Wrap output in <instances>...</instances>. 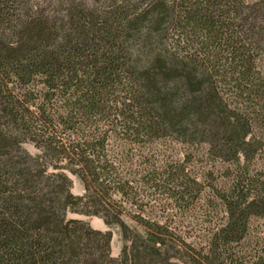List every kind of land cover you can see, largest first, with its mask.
I'll return each instance as SVG.
<instances>
[{
  "label": "rangeland",
  "instance_id": "obj_1",
  "mask_svg": "<svg viewBox=\"0 0 264 264\" xmlns=\"http://www.w3.org/2000/svg\"><path fill=\"white\" fill-rule=\"evenodd\" d=\"M158 1L165 8L166 20L163 29L151 32L149 21L140 24L132 16L144 13L146 6L138 0H132L123 12L116 8L122 0H0V12H47L55 31L43 36L40 48L48 52L59 47L66 54L73 43L89 44V35L80 25L93 21L102 27H88L89 33L102 36L122 31L125 35L112 40L130 55L126 69H149L153 56L160 54L167 64L172 61L181 70L185 65L198 67L206 78L198 87L192 81L197 74L163 77L158 73L160 92L156 93L151 79L148 86L124 69L126 74L117 72L103 87L98 81L93 93L83 90L86 100L99 99L106 108L78 111L85 120L63 122L52 117L57 116L59 106L66 110L79 100L82 89L78 84L61 87L43 74L30 75L24 84L15 73H0V109L5 122L0 124V182L15 190L0 194V207L10 218L20 219L12 208L17 213L26 205L38 208L44 204L61 213L64 224L79 223L83 229L101 232L102 249L82 253L77 264H264V214L250 217L249 234L240 238L238 247L231 245L222 251L214 247L218 232L214 230L229 224L216 189L228 186L246 169L264 177V0H230L237 10L220 15V20L245 25L231 30L210 24L176 28L181 14L177 1ZM157 13L161 10L147 20L153 21ZM122 20L128 22L121 25ZM6 36L15 50L22 48L18 39ZM235 39L249 50L252 74L261 83L257 94L247 91L243 72L222 67ZM33 49L23 47L21 52L31 54ZM11 106H16L15 113L23 119L11 123L7 114ZM175 113L180 119L172 118ZM151 115L157 123L151 122ZM23 128L32 132L22 135ZM233 132L240 133L235 137ZM12 135L17 136L18 147L8 149ZM251 142L255 147L250 159L242 145ZM50 147L62 153L53 162L46 151ZM181 171L200 185V195L187 210H180L158 189L162 181ZM54 184L62 189L50 190ZM103 187L109 190L101 191ZM98 196L111 206L104 201L100 205ZM92 197L95 204L88 203ZM145 222L161 227L170 222L172 237L163 234L154 239ZM150 249L159 254L156 262L150 261L155 256Z\"/></svg>",
  "mask_w": 264,
  "mask_h": 264
},
{
  "label": "trees",
  "instance_id": "obj_2",
  "mask_svg": "<svg viewBox=\"0 0 264 264\" xmlns=\"http://www.w3.org/2000/svg\"><path fill=\"white\" fill-rule=\"evenodd\" d=\"M122 1V4L116 6L118 12L129 9V4L132 0ZM176 1L177 7L180 9L179 12L181 13L180 17L176 18V28L185 29L196 26L200 27V25L205 27L207 24L220 30L221 28L227 30H231V28H245V25H242V23L236 25L228 20H220V15L237 10V7L234 6L230 0ZM138 2L142 4L141 6H146L144 7L145 9L142 7L144 10L141 12L144 13L139 15L137 12V14L132 16H137V20L140 24L149 21L150 23L147 27L150 28L151 32H154L155 29H163V22L166 18L163 16L165 8L162 2L158 0H138ZM136 9L134 10L136 11ZM159 10H161V13H157L158 16L156 14V18H154L153 21L147 20L150 14L156 13ZM217 13L218 15L216 16ZM90 22L91 23L86 21L84 25L80 26L86 29V34L89 35L88 38H90L91 42L85 45L73 43L68 53L64 54L65 52L63 53V50H60L59 47L55 51L50 52H48L46 48H40L44 42L43 36L46 35L49 37V34L55 31L51 17L49 18L45 10L37 12H22L20 10L14 13L6 11L0 12V30L2 35V38H0V73L6 75L15 73L18 79L24 82V84L27 82L30 75L43 74L48 76L49 81L54 83V85L62 87L63 85L71 86L72 83H75L82 89V95L81 97L78 96L79 100H77V102L75 101V105L73 104L72 107L69 105L66 110L62 109L64 105L59 106L62 110L57 109L55 112L57 116L54 115L55 117H52L53 121L81 122V120H85V118H80L78 111H85V109L97 107L106 108L107 105L105 103H100L99 99L96 100V98H94V100H86L85 92L88 93L90 91V93H93L92 91L95 90L93 87L98 81L103 87L107 84L110 76L117 74V72H119V74L120 72L126 74L124 69L127 67L128 60H131L130 55L127 54V50L123 45L117 44L116 41L112 40L114 37L118 39L119 37L123 38L125 35L122 31H118V35L107 32L102 36H99L101 34H92L94 32L89 33L87 32L88 27L93 28L97 25L102 27L101 24L99 25V22ZM124 22L127 23L128 20H122L120 24L123 25L125 24ZM108 23H106L105 26H108ZM221 32L224 33L223 31ZM234 33H236V31ZM9 34L20 41L22 47L20 50H15V48L10 46L12 43L7 42L6 37L8 36L6 35ZM243 35L249 38V34ZM55 37H58V34L54 35V38ZM159 45H161V43ZM23 47L27 49L34 48L33 50H36L31 54H23V52H21ZM231 50L232 52L228 51L229 55L226 54L227 57L223 59L222 67L226 69L234 67L237 73L242 74L243 72L245 75L243 82H245L249 88L247 91L257 94L260 92L257 86L261 83H259V80L258 83H256L252 74L253 65L249 61V50H247L245 46H241L238 39L233 41ZM22 59L26 62H20L23 61ZM136 60H139V57ZM151 61V67L149 69L141 70L138 68H131L129 70V68H127L126 70H128V72H133L138 77L140 76L142 81L147 83L148 86L150 85L149 82L151 79L152 88L156 93L160 92L159 78L156 79L155 77L158 73L163 77H173L179 74H197V78L192 81H194V85L198 87H201L206 79L203 78L204 76L201 75L198 67L191 68L185 65L187 69L183 66L181 70V68L172 65L171 60V64H167V61L162 58L160 54L153 56ZM262 83H264V79ZM188 85L192 86L191 83H188ZM141 86L142 88L144 87L142 82ZM240 86L243 85L240 84ZM1 87H3L2 84H0V88ZM143 89H146V87ZM99 91H103V88ZM69 103L71 102L69 101ZM216 103L215 99V104ZM15 107L11 106L8 108L9 110H7L11 123L15 120L23 119V115L17 112L15 113L17 109ZM60 111H65L66 117H64ZM1 112L0 109V124L5 123L2 121ZM58 112L59 114H57ZM51 116H53V114ZM174 116L172 115V118H176V120L181 117L179 113H175ZM150 120L151 122L154 120L153 124L157 123L155 115H151ZM24 121L27 123L29 120L24 118ZM143 124H145V122ZM235 127L233 122L231 129L234 131V129H236ZM29 131L30 128H23L21 129V134L27 135L32 132ZM239 133L240 132H233V136L238 137ZM16 135H12V141H10L11 144H9L8 149L18 147L14 140L17 138ZM242 146L247 147L246 149L248 153H250L249 158L251 159L253 156L252 148L255 147V145L251 142L250 144L245 143ZM46 151L49 156V158H47L50 162H53L55 159L58 160L59 156L62 155V153L58 152L54 147L47 148ZM37 166L40 167L39 164H37ZM42 167L44 168L45 166L43 165ZM43 168L38 170H42ZM25 182L27 183L28 181L26 180ZM3 184V182H0V194H3L4 190L12 193L15 192L14 187L9 185L3 186ZM49 188L52 191H57L62 189V185L54 184L49 186ZM104 188L107 187H103L101 191H104ZM107 189L109 190V188ZM158 189L168 199L174 201V204L180 210H187L192 203L191 201L200 195L199 183L190 178L189 173H185L184 171L172 174L166 181H162V185H160ZM215 194L222 207L227 210L229 224H221L214 230L218 231L216 233L214 247L216 246V249H219V251L231 245L238 247L236 244H239L240 238L249 234L250 217H252V215L264 214V177L258 174L251 175V171L248 169L243 172L240 171L232 178L228 186L217 188ZM103 199H105V197ZM103 199L101 196H98V203L100 205H102L101 202L104 201ZM96 202L97 200L95 197L88 198L89 204H95ZM104 203L106 206H111L106 201H104ZM42 205V207L38 206V208H32L26 205L23 207L25 209L18 210L17 213L12 208L11 210L14 215H17L20 219L14 216L10 218L6 213L7 211L0 207V264H77L82 253L99 251L102 249L103 246L101 242L104 237L101 232L83 229L79 223L67 222L64 224V220L60 216L61 213L55 209L44 208L45 205ZM22 215L25 216V218H21ZM168 223L171 224L173 221L171 220V223ZM168 223L163 227L159 226L156 222H145L144 225L149 229L150 236L154 239H158L157 237L163 234H165L166 237H172L173 234L169 233ZM257 240L258 239H256L255 242H257ZM247 249L250 251L253 247ZM149 251L155 255L154 258H150V261L153 259V261L156 262L159 254L155 253L157 252L156 250L152 252L150 249ZM261 251H264V246L261 248ZM203 259L208 261L207 258Z\"/></svg>",
  "mask_w": 264,
  "mask_h": 264
}]
</instances>
